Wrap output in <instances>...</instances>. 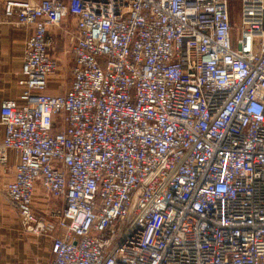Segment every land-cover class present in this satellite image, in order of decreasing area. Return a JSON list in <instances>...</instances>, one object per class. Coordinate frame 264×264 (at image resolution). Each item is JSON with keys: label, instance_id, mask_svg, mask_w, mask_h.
<instances>
[{"label": "built area", "instance_id": "2783aa9c", "mask_svg": "<svg viewBox=\"0 0 264 264\" xmlns=\"http://www.w3.org/2000/svg\"><path fill=\"white\" fill-rule=\"evenodd\" d=\"M66 18L70 86L49 95ZM4 19L29 36L3 195L48 264H264V0H9Z\"/></svg>", "mask_w": 264, "mask_h": 264}, {"label": "crops", "instance_id": "0c3cea01", "mask_svg": "<svg viewBox=\"0 0 264 264\" xmlns=\"http://www.w3.org/2000/svg\"><path fill=\"white\" fill-rule=\"evenodd\" d=\"M7 1L9 0H0V109L4 101L20 103L22 91L20 69L25 42L29 36V31L17 29L5 21L4 5ZM74 32L75 23L71 18H66L59 27H51L48 30V34L54 40L49 54L58 60V69L62 65L66 66L68 62L72 66L69 52ZM65 54L69 55V61L62 56ZM57 78L60 76L49 77L47 94L63 95L68 90L70 82L67 86L65 80L58 79L59 83L55 84ZM3 138L4 128L0 124V142ZM16 163V155L8 151L7 162L0 165V264H48L51 259L50 238L43 235L35 237L26 233L19 216L3 195L5 185L13 179ZM52 201L46 199L37 188L33 203L36 212H45L46 209L56 206L57 202Z\"/></svg>", "mask_w": 264, "mask_h": 264}, {"label": "rangeland", "instance_id": "374dc122", "mask_svg": "<svg viewBox=\"0 0 264 264\" xmlns=\"http://www.w3.org/2000/svg\"><path fill=\"white\" fill-rule=\"evenodd\" d=\"M62 56H65L66 58H67V61H69V55L68 54H65V55H62ZM63 66V65H62ZM60 66V68L58 69V71H56L52 76H60V78H57L55 81H54V83L55 84H58L59 82L57 81L58 79L59 80H65L64 82L66 83V85L68 86V84H69V82L71 81V64H69V62H68V64L65 66ZM62 78V79H61ZM42 193V192H41ZM43 195V194H42ZM46 199H51V198H49V197H47V196H45V195H43ZM49 202V201H48ZM53 203H54V201H52ZM15 211V210H14ZM15 213H17L16 211H15ZM17 216H18V214H17Z\"/></svg>", "mask_w": 264, "mask_h": 264}]
</instances>
